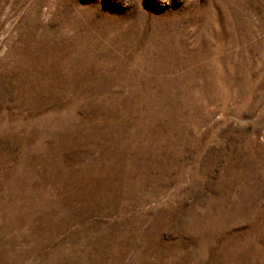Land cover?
<instances>
[{
  "label": "rangeland",
  "instance_id": "rangeland-1",
  "mask_svg": "<svg viewBox=\"0 0 264 264\" xmlns=\"http://www.w3.org/2000/svg\"><path fill=\"white\" fill-rule=\"evenodd\" d=\"M0 264H264V0H0Z\"/></svg>",
  "mask_w": 264,
  "mask_h": 264
},
{
  "label": "bare ground",
  "instance_id": "bare-ground-1",
  "mask_svg": "<svg viewBox=\"0 0 264 264\" xmlns=\"http://www.w3.org/2000/svg\"><path fill=\"white\" fill-rule=\"evenodd\" d=\"M62 86H63V85H62ZM138 139H139V137H138V134L136 135V133L133 134V135L129 138V140H130L131 143H136Z\"/></svg>",
  "mask_w": 264,
  "mask_h": 264
}]
</instances>
